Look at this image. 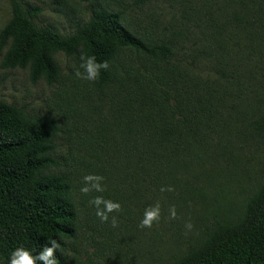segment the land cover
<instances>
[{"label": "trees", "instance_id": "trees-1", "mask_svg": "<svg viewBox=\"0 0 264 264\" xmlns=\"http://www.w3.org/2000/svg\"><path fill=\"white\" fill-rule=\"evenodd\" d=\"M94 1L88 20L64 34L39 23V7L10 0L0 31L4 68L52 85L63 79L61 53L80 71L81 55L109 67L94 82L74 76L62 117L0 99V264L16 248L38 255L52 240L57 264H79L84 227L112 241L162 239L264 152V0H166L170 23L145 34ZM79 123L82 132L60 152V136ZM260 174L240 214L200 220L169 264H264V168ZM87 175L103 177L105 191L82 193ZM96 196L121 211L101 222ZM157 203L159 222L142 229L145 209Z\"/></svg>", "mask_w": 264, "mask_h": 264}, {"label": "rangeland", "instance_id": "rangeland-1", "mask_svg": "<svg viewBox=\"0 0 264 264\" xmlns=\"http://www.w3.org/2000/svg\"><path fill=\"white\" fill-rule=\"evenodd\" d=\"M25 4L40 8L39 23L52 25L62 33L69 34L76 28L79 19L88 20L91 15V6L94 0H20ZM102 6L123 14L125 20L140 34H145L152 29L158 32L162 27L170 23L172 8L166 0H149L146 4H137V0H98ZM12 14L10 0H0V31L8 22ZM5 52V51H4ZM62 69L63 79L57 84H48L45 80L33 83L29 77L28 69H11L2 66L3 55H0V99L9 104L24 106L34 113L50 115L59 114L65 106L63 97L66 87L73 89L76 63L63 53L56 56ZM71 125V133L66 132L58 141L59 151L66 153L69 139L75 137V132H82V127ZM77 128L80 131H77ZM73 143L72 141H69ZM248 170H239L237 176L221 181L216 192L213 187L211 196L213 204L207 207H198L192 217L180 216L177 225L174 223V233H169L162 239L156 237L153 241L140 238L131 243H125L117 239L107 238L108 232L84 227L78 241L79 264H169L176 254L177 248L188 245L190 237L194 234L193 227L188 230L185 225L200 224V220L206 218L208 224L221 220L229 215H238L244 208V203L250 195V190L255 178L260 177L264 168V152L253 155ZM221 184V183H220ZM216 187V186H215ZM219 191V193H218ZM218 193V194H217ZM100 242V243H99ZM108 242V243H107ZM113 245L109 247V245ZM135 257L130 258V254ZM78 263V262H77Z\"/></svg>", "mask_w": 264, "mask_h": 264}, {"label": "clouds", "instance_id": "clouds-1", "mask_svg": "<svg viewBox=\"0 0 264 264\" xmlns=\"http://www.w3.org/2000/svg\"><path fill=\"white\" fill-rule=\"evenodd\" d=\"M80 71L76 70L75 75L84 80L97 81L101 75L102 70H107L109 65L107 61L98 62L95 56L81 55ZM103 177L98 175H87L84 177L85 186L80 190L84 194L91 191L103 192L105 188L101 181ZM161 191H174V188H162ZM91 204L96 208V215L101 222H108L109 215L113 212L121 211V205L112 200H106L102 196H96L91 200ZM161 218V207L159 203L149 206L145 209L143 218L140 222V227L152 228L154 223H158ZM176 218L175 206L170 209V219ZM118 221L115 216L112 217V227H117ZM188 230H191L193 225L189 222L185 225ZM58 244L55 240L48 241L38 255H33L32 252L26 248H16L9 256V264H57L56 251Z\"/></svg>", "mask_w": 264, "mask_h": 264}]
</instances>
